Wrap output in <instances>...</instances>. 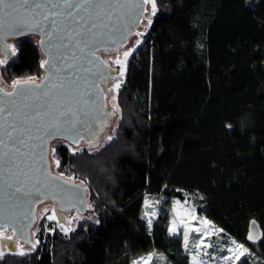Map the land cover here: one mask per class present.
Here are the masks:
<instances>
[{
  "label": "trees",
  "instance_id": "1",
  "mask_svg": "<svg viewBox=\"0 0 264 264\" xmlns=\"http://www.w3.org/2000/svg\"><path fill=\"white\" fill-rule=\"evenodd\" d=\"M156 3L127 61L114 138L75 154L51 142L55 172L85 181L96 218L70 223L67 235L44 219L35 249L0 264H132L150 253L151 264H191L187 228L168 231L176 199L247 248L235 264H264V0ZM14 48L2 79L42 77L37 38Z\"/></svg>",
  "mask_w": 264,
  "mask_h": 264
},
{
  "label": "water",
  "instance_id": "2",
  "mask_svg": "<svg viewBox=\"0 0 264 264\" xmlns=\"http://www.w3.org/2000/svg\"><path fill=\"white\" fill-rule=\"evenodd\" d=\"M5 2L19 5L24 0ZM141 2L69 0V7L64 0H27L26 5L15 11L0 5L3 21L0 54L11 60L16 54L13 56L12 49L7 47L9 40L34 36L44 60L49 61L35 84L5 87L0 81V108H3L0 111V227L4 228V236L13 237L12 240L0 238V249L5 254L13 255L34 245L32 231L38 220L39 204L51 202L57 225L67 229L72 228L68 213L77 211L86 215L90 211L88 186L53 171L51 142L63 139L75 147L80 144L91 147L112 136L118 111L109 104L112 93L109 84L116 77V69L105 55L127 46L140 30L143 31L140 36H144L149 4L134 7ZM36 4L46 6L37 8ZM77 4L82 6L78 8ZM24 21H27L24 32L18 34L12 25ZM42 78H46L43 83ZM64 112L68 116L61 115ZM73 114L77 121L75 129L66 132L69 125L65 121ZM57 125L59 133L49 136ZM65 135L77 136L79 143L64 139ZM250 232L259 236L251 242L260 241L262 229L255 219L249 224L248 235Z\"/></svg>",
  "mask_w": 264,
  "mask_h": 264
},
{
  "label": "rangeland",
  "instance_id": "3",
  "mask_svg": "<svg viewBox=\"0 0 264 264\" xmlns=\"http://www.w3.org/2000/svg\"><path fill=\"white\" fill-rule=\"evenodd\" d=\"M148 15L151 16V5L150 4H149ZM145 23L147 25L145 31H147V29L150 26L148 25V19L146 20ZM142 32H143L142 30L139 31V33H142ZM137 34L138 33H136L135 35L137 40H139L140 43L144 42L146 37L140 36V35L138 36ZM16 42H17L16 39L9 40V43L12 46H15ZM135 42H130L127 46L121 47L120 49L113 52L114 58L119 59L121 61V63L117 64L116 67L119 70L123 69V75L120 74L121 75L120 80L113 81V83L115 82L114 85L117 82H120L121 84V82L125 79L124 77H125V73L127 69V61L131 54L126 58L124 56V53L128 51L130 48L133 49L134 51L135 48L140 44L139 43L137 45ZM0 59H4L3 55L1 54H0ZM4 66H6V64L0 65V71L2 67ZM0 78H1L2 84L5 87H11L13 85V83L8 84L7 82H5L2 79L1 75H0ZM114 85H112V93L109 96L110 97L109 104L114 110H116V112L117 111L120 112L118 101H117L119 89H116ZM113 96L116 97L115 100H113ZM114 106H118V108ZM118 121H119V114L114 120V127L112 128L111 133L115 131L114 128L117 125ZM105 143L106 141H103L100 144L98 145L96 144L95 146H91L89 148L96 151L99 148H101V145L104 146ZM85 146L87 145L80 144L79 146H76V148L82 149ZM52 152L53 151H52V146H51L50 154H52ZM50 160H51V164H53V168H54L53 171H55L57 167H56V160L55 158H53V154L50 156ZM70 179L75 180V181H82L85 183L84 180H77L75 178H70ZM45 209H47V211H45ZM174 209H175V218L171 221V226H173V222H175V226L177 228L176 233H178L181 227L187 228L188 230L187 231V235H188L187 250L190 253L191 264H193V258H195L197 264H235L239 260V259H236V257L239 256L241 258L242 256L241 252H244V249H247L246 247L237 249V244L239 243L235 241L236 243L233 244L232 241L234 240L231 238L224 237L222 235V231L218 227H216L211 221H209L208 219L204 217L198 216L196 211L191 206L188 205L187 201L176 199L174 202ZM37 214H38V220L32 231V240L35 246L38 244L37 232H38V226L40 222L44 219L49 220L48 217L54 214L53 206L51 202L45 201L39 204V207L37 209ZM89 217L92 220L96 218V214L93 209L91 210V208H90V211L86 215H81L77 211H71L70 213H68L69 222L73 225V227H75L82 220L89 219ZM196 229H199V231H196ZM24 248H25V251H24L25 253H29L32 251V247L30 246H26ZM229 249H232V251L230 252ZM147 257L148 255L139 256L135 258L133 262L135 261V262H138V264H144V261L142 260V258L146 259ZM224 257H229V258L225 260ZM148 264H151V260L148 261Z\"/></svg>",
  "mask_w": 264,
  "mask_h": 264
},
{
  "label": "snow or ice",
  "instance_id": "4",
  "mask_svg": "<svg viewBox=\"0 0 264 264\" xmlns=\"http://www.w3.org/2000/svg\"><path fill=\"white\" fill-rule=\"evenodd\" d=\"M85 3H90V0H85ZM26 4H27V0H24V3H23V4H19V5L14 4V3H6L5 0H0V5H2V6H3L4 8H6V9H12L13 11H15L18 7H23V6L26 5ZM64 4H65V5H68L69 7H71V4L69 3V0H64ZM148 4L151 5V16H154V15L156 14V11H157V3H156V0H142L141 3H137V4H135L134 7L143 8L144 5H148ZM44 6H46V5H41V4H36V5H34V7H37V8H38V7H44ZM81 6H82V5H80V4H77V5H76V7H78V8L81 7ZM97 6H99V5H97ZM52 7H56V5H52ZM151 16L148 17V25H151V23H152ZM45 19H47V17H45ZM0 23H3V21L0 20ZM26 23H27V21H24V22H17V23H14V24L12 25V27L16 30V32H17L18 34H23V32H24V24H26ZM55 23H56L55 20H53V21H52V24L55 25ZM33 27H35V25H33ZM48 35L50 36L51 33H48ZM137 35H142V33H138ZM41 43H43V41H41ZM135 43L138 45V44L140 43V41L137 40ZM7 47L12 49V55L14 56V55L16 54V50H15V48H14L12 45H7ZM132 51H133V49L130 48L128 51H126V52L124 53V56L127 58V57L131 54ZM7 62H8V61H7V57H5L4 59H0V65L7 64ZM48 63H49V61H47V60H43V61H41L40 66L43 68V67H44L46 64H48ZM115 63L120 64L121 61H120L119 59H117V60L115 61ZM119 71H120V74L123 75V69H120ZM36 79H37L36 77H32V76H30V77L27 78L26 81H23V82H22V81L16 80V81H13L12 83H13V86H14V87H15L16 85H20L21 83H25V84H27V83H32V84H35ZM43 79H46V78H42V79H41V83H43ZM36 87H40V85H36ZM114 87H115L116 89H119V87H120V82H117V83L114 85ZM109 91H111V89H109ZM5 95H7V96H11V95H13V93H6ZM115 99H116V97L113 96V100H115ZM49 107H50V105H49ZM114 107L118 108V106H114ZM0 111H3V108H0ZM69 111H71V110H69ZM112 114H114V113H109V115H112ZM37 115H39V113H37ZM61 115H63V116H68V113H67V112H64V113H61ZM74 116H75V114H73L72 117H69V119H67V120L65 121V123L69 125V127L65 130L66 132H68V131H72L73 129H75V125H76L77 121H76V119L74 118ZM57 133H59V126H58V125H57L56 128H55V132H49L48 135H49V136H54V135H56ZM78 135H79V134L77 133V136H78ZM77 136L65 135V136H63V138H64V139H69V140H71L73 143L78 144V143H79V140L77 139ZM113 138H114V137L111 136V135H110V136H107V137H106V141H111ZM45 143H46V141H45ZM102 146H103V145H101V147H102ZM78 151H83V149H81V148H75V149H73V154H75V152H78ZM56 164H57V166H59V161H58V160L56 161ZM81 183H83V182H81ZM76 187L79 188V185H76ZM17 191H20V189H17ZM36 191L39 192L40 189L37 188ZM81 202H83V201H81ZM177 203H178V202H177ZM145 204H146V205L148 204V201H147V200L145 201ZM89 207H91V205H89ZM45 211H47V209H45ZM144 215H145L146 217H148V216H149V213H148V212H145ZM151 215L154 216L155 213L153 212V213H151ZM48 219H49V220H54V219H56L55 214H53L52 216H49ZM89 219H90V217H89ZM182 223H183V222H182ZM151 225H152V219L149 218V219H148V226H149V228H151ZM253 226H255V222H253ZM60 227H61V230L64 231L65 235H67V233H68L69 231H71V229L64 228L63 225H60ZM168 231H169L171 234H176V232H177V228H176V226H175V222H173V226H170V227H169ZM196 231H199V229H196ZM0 238H3L4 240H12V239H13L12 236H4V228H3V227H0ZM184 239H185V248H187V241H188L187 231L185 232ZM247 239L250 240V241L255 242L256 239H259V236H256V235H254L252 232H250L249 235H248V237H247ZM232 243L235 244L236 242H235V241H232ZM243 247H244V246H243L242 244H237V249H241V248H243ZM4 248H7V245H6V244L4 245ZM34 249H35V245H32V250H34ZM229 251L231 252L232 249H229ZM245 252H247V249H244V252H241V255H244ZM12 254H13V255H20V256H24V255H26V253H25L23 250H21V251H19V252H13ZM4 255H5V252H4L2 249H0V257H3ZM153 255H154V254L150 253L146 259H145V258H142V260L144 261V264H148V261H150V260L152 259V256H153ZM228 258H229V257H224L225 260H227ZM239 258H240L239 256L236 257V259H239ZM133 264H138V262H135V261H134ZM193 264H197L195 258H193Z\"/></svg>",
  "mask_w": 264,
  "mask_h": 264
},
{
  "label": "flooded vegetation",
  "instance_id": "5",
  "mask_svg": "<svg viewBox=\"0 0 264 264\" xmlns=\"http://www.w3.org/2000/svg\"><path fill=\"white\" fill-rule=\"evenodd\" d=\"M147 16L149 17L148 13H147ZM136 40H137V38L134 36L133 39H132V42H135ZM113 52H115V51H113ZM113 52L110 53V54H108V55H105V58H107L108 62L112 66V68L116 69V71L114 73L116 75V77H115V79L113 81H115V80L118 81V80H120L121 75L119 73V69L116 67L117 66V63H115V61L117 59L114 58ZM113 81L109 84V86L111 87V89H112V85H114V83H115V82L113 83ZM109 100H110V97H109ZM108 134H109V130H108Z\"/></svg>",
  "mask_w": 264,
  "mask_h": 264
},
{
  "label": "built area",
  "instance_id": "6",
  "mask_svg": "<svg viewBox=\"0 0 264 264\" xmlns=\"http://www.w3.org/2000/svg\"><path fill=\"white\" fill-rule=\"evenodd\" d=\"M147 31H148V29H147ZM147 31H145L144 37H146V32H147ZM124 78H125V77H124Z\"/></svg>",
  "mask_w": 264,
  "mask_h": 264
}]
</instances>
